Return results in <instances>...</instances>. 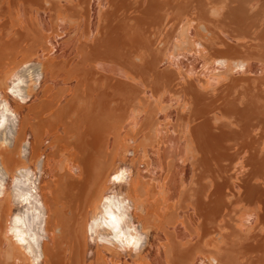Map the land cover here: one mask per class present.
Listing matches in <instances>:
<instances>
[{"label":"bare ground","instance_id":"1","mask_svg":"<svg viewBox=\"0 0 264 264\" xmlns=\"http://www.w3.org/2000/svg\"><path fill=\"white\" fill-rule=\"evenodd\" d=\"M0 264H264V0H0Z\"/></svg>","mask_w":264,"mask_h":264}]
</instances>
